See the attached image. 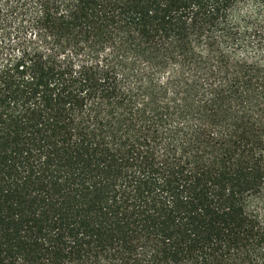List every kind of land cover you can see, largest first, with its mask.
Listing matches in <instances>:
<instances>
[{
	"label": "trees",
	"instance_id": "obj_1",
	"mask_svg": "<svg viewBox=\"0 0 264 264\" xmlns=\"http://www.w3.org/2000/svg\"><path fill=\"white\" fill-rule=\"evenodd\" d=\"M0 264H264V0H0Z\"/></svg>",
	"mask_w": 264,
	"mask_h": 264
}]
</instances>
